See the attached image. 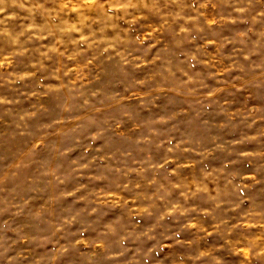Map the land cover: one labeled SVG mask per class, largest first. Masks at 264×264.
<instances>
[{"label":"clouds","instance_id":"1","mask_svg":"<svg viewBox=\"0 0 264 264\" xmlns=\"http://www.w3.org/2000/svg\"><path fill=\"white\" fill-rule=\"evenodd\" d=\"M0 264H264V0H0Z\"/></svg>","mask_w":264,"mask_h":264}]
</instances>
